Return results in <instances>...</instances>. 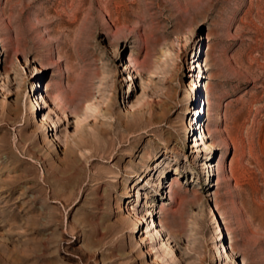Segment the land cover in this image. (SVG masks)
I'll return each instance as SVG.
<instances>
[{
    "label": "rangeland",
    "instance_id": "rangeland-1",
    "mask_svg": "<svg viewBox=\"0 0 264 264\" xmlns=\"http://www.w3.org/2000/svg\"><path fill=\"white\" fill-rule=\"evenodd\" d=\"M0 264H264V0H0Z\"/></svg>",
    "mask_w": 264,
    "mask_h": 264
},
{
    "label": "bare ground",
    "instance_id": "bare-ground-1",
    "mask_svg": "<svg viewBox=\"0 0 264 264\" xmlns=\"http://www.w3.org/2000/svg\"><path fill=\"white\" fill-rule=\"evenodd\" d=\"M194 88H195V86L192 87V89H194ZM189 99H190V96L188 95V100H189ZM191 124H193V123L190 122V125L188 126V127H190V129H191V127H192ZM168 150H171L172 152H174L172 149H168Z\"/></svg>",
    "mask_w": 264,
    "mask_h": 264
}]
</instances>
